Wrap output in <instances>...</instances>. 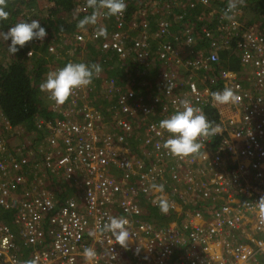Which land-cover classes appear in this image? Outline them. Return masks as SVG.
<instances>
[{"label": "built area", "instance_id": "1", "mask_svg": "<svg viewBox=\"0 0 264 264\" xmlns=\"http://www.w3.org/2000/svg\"><path fill=\"white\" fill-rule=\"evenodd\" d=\"M230 3L126 0L122 14L111 18L96 9L95 26L49 44L50 53L74 57L93 41L157 82L139 86L133 79L125 86L99 74L117 100L109 113L95 104L92 81L74 89L66 106H53L64 118H36V127L47 131L36 152L0 137V207L14 213L12 225L0 218V264H264V220L256 204L264 196V29H243L245 8L229 9ZM198 6L204 12L193 14ZM93 11L87 0L72 6L74 17ZM101 28L106 35H98ZM225 51L239 58L240 70L223 64ZM226 86L239 101L214 105L211 93ZM183 99L209 120L214 109L220 133L200 137L199 154L179 157L163 147L171 134L159 121ZM19 127L0 108V135ZM53 180L75 187L76 195L59 197ZM154 183L165 186L168 212L178 216L168 224L144 217L149 206L159 210ZM109 216L128 220L126 247L101 231ZM18 240L31 249L28 261L14 255ZM85 247L96 250L94 259L84 257Z\"/></svg>", "mask_w": 264, "mask_h": 264}, {"label": "trees", "instance_id": "2", "mask_svg": "<svg viewBox=\"0 0 264 264\" xmlns=\"http://www.w3.org/2000/svg\"><path fill=\"white\" fill-rule=\"evenodd\" d=\"M37 1L38 0H7L9 17L7 20L0 21V32L3 34L8 31L9 27L24 21L26 12L29 10L28 8L33 7L35 9V7H37ZM46 1L51 6L49 7V19L47 23L45 22L42 24V26L46 27L48 32V35L43 41H38L34 47L31 41L27 42L26 45L20 48L14 55L8 51V45L4 48L6 43L0 45V108L4 116L14 127L24 126L28 129H32L38 116L53 118V115H56L55 111L52 109L56 103L49 99V94L47 92H42L40 90V84L46 79L47 73L51 71V66L53 64H63L65 66L71 59L69 58V54L64 52L60 53V57L58 56L59 58L53 54L51 55L48 46L53 40H56L55 37L61 30L68 31L72 36L77 29H80V27H78L79 20L84 18L83 15L71 17L72 6L77 0ZM231 3H235L236 6L244 7L245 11L248 13L247 15L254 17V19H250L245 15V26L243 29L254 25H258L260 28L264 29V0H234L231 1ZM204 9V7L198 6L193 9L192 12L193 14H200ZM62 12L70 13L69 17L63 18V16L60 15ZM68 40L69 42L71 41V39ZM7 42L10 43V41ZM89 46V43L85 44V46L79 50L84 48L87 52ZM32 47L35 50V54L32 57H28L26 53ZM62 57H65V59ZM116 57L113 56V58ZM221 58L225 66L235 70L241 69L240 60L234 53H230L229 51L222 52ZM74 60L76 62H82V60H78L76 57H74ZM101 60L103 62L102 56ZM129 67L134 70L133 73L130 72L137 80L139 86L144 82L156 84L157 80L153 76L138 74V66L135 62L130 61ZM135 87L137 88V85H135ZM96 91L98 90L94 87L92 96L94 98H96L95 96H101V98L104 99L106 107L99 106L96 99H94L95 104L103 111L106 110L107 113L112 111L117 100L111 97L107 98L102 93L98 94ZM62 105L66 106L67 103ZM207 113L212 123L218 122L219 117L214 109L209 108ZM109 117L110 115L107 116V118ZM147 212L148 214L144 215V217L148 220L155 221L159 225L166 224L176 218L175 215L163 217L161 213L153 210L152 206L147 208ZM0 218L12 224L14 213L0 207Z\"/></svg>", "mask_w": 264, "mask_h": 264}, {"label": "clouds", "instance_id": "3", "mask_svg": "<svg viewBox=\"0 0 264 264\" xmlns=\"http://www.w3.org/2000/svg\"><path fill=\"white\" fill-rule=\"evenodd\" d=\"M87 6L94 9V11L91 15L79 20L78 27L80 28H84L88 24L97 23L98 12L95 11L96 9H106L107 15L118 16L127 8L126 0H87ZM235 7V3L229 4V9H234ZM8 17L7 0H0V21L7 20ZM106 32L105 28H101L98 35H106ZM47 35V29L41 25L40 20L32 19L18 22L9 27L8 31L3 33V39L5 41L10 40L8 51L14 55L27 42L34 39L43 41ZM101 71L102 66L97 63L68 62L58 70L49 71L46 79L40 84V90L47 92L49 99L57 105H62L70 98L74 89L90 85ZM211 97L214 105L235 104L240 99L235 91L227 86L222 91L212 92ZM180 103L181 108L175 110L170 117L159 121V127L171 134L164 141L163 147L173 156L185 157L199 154L202 148L199 138L216 136L220 133V128L218 125L214 126L202 108L193 105L189 99H183ZM151 187L161 194L154 201V203H157L160 211L152 206L153 210L161 213L162 216L175 215L176 218L171 221L176 220L178 216L172 213L173 211L168 212L170 205L163 194L165 186L154 183ZM256 204L258 214L264 220V196H261ZM146 214H148L147 211H145ZM150 221L156 223L153 220ZM127 224L128 220L123 216H109L107 222L103 224L101 231L110 232L118 244L126 247L130 240V234L126 227ZM89 235L95 236L96 233L89 232ZM83 255L86 259L92 260L96 257L97 253L94 248L85 247Z\"/></svg>", "mask_w": 264, "mask_h": 264}, {"label": "rangeland", "instance_id": "4", "mask_svg": "<svg viewBox=\"0 0 264 264\" xmlns=\"http://www.w3.org/2000/svg\"><path fill=\"white\" fill-rule=\"evenodd\" d=\"M140 1H142V0H140ZM229 1V0H228ZM231 1H234V0H230L229 2H231ZM140 4V3H139ZM36 6L37 7H35V9H33V10H27V12H26V17H25V19H24V21H29V20H32V19H37V20H40V22H41V25L43 24V23H47V20L49 19V16H50V10H49V7L51 6L46 0H38L37 1V3H36ZM31 8H33V7H31ZM204 12V11H203ZM248 13L246 12V16L248 17V18H250V19H254V17L253 16H250V15H247ZM60 15H62L63 16V18H67V17H69V14L68 13H66V12H62V13H60ZM86 16H89V15H86ZM86 16H84V17H86ZM71 17H74V15H71ZM70 17V18H71ZM109 20H110V17H109ZM109 20H107V22L109 21ZM109 23V22H108ZM112 24V23H111ZM90 26H93V24H88V25H86L85 27H90ZM45 27V26H44ZM62 32V33H61ZM61 32H59L57 35H56V37H55V39L56 40H53L52 42H54V43H56L57 45H59V44H61L62 42H63V40L64 39H72V37H67V36H62V35H60V34H64V33H66V35H71V33H69L68 31H63V30H61ZM0 37H1V40L2 41H4L3 43L5 44L6 43V41L3 39V34H2V32H0ZM67 37V38H66ZM35 40V39H34ZM34 40H32L31 41V44L33 45V47H34V45L35 44H37L38 42H35ZM10 41V40H9ZM38 41H41V40H39L38 39ZM69 41V40H68ZM3 44V45H4ZM86 44H88V42L86 43ZM4 46H7V44H5ZM30 48V49H34V48ZM29 49V50H30ZM51 55L53 54V55H55V56H57V58H59L60 57V54H54V53H50ZM59 56V57H58ZM74 57H76V58H78V60H85V59H88V54H87V52L85 51V49L83 48L82 50H79L75 55H74ZM74 57H72L70 54H69V58L72 60V59H74ZM62 58H64L65 59V57H62ZM57 66H64L63 64H60V65H57V64H53L52 66H51V70H56V67ZM103 70H105V71H101V73L100 74H102L104 77H108V75L109 74H111V72L109 71V69L108 68H105V67H103ZM114 71L115 72H118V76L123 80V81H125L126 83H130L133 79H135V77H133V76H125L124 74H122L121 75V73H123L120 69H119V67L117 66L115 69H114ZM100 80L101 79H96V77L93 79V84H97V86L99 85L98 83L100 82ZM136 80V79H135ZM98 91H96V92H98V94H100V93H102L101 91H100V87L98 86V87H95ZM96 98H94V99H96V102H97V104L99 105V106H101V107H106V105H105V102H104V99L103 98H101V96H95ZM99 101V102H98ZM4 140H6L7 141V143H13V142H16V143H18L19 142V138L18 137H16V136H11V135H8L7 133L6 134H4V138H3ZM135 144H138V140L135 142Z\"/></svg>", "mask_w": 264, "mask_h": 264}, {"label": "bare ground", "instance_id": "5", "mask_svg": "<svg viewBox=\"0 0 264 264\" xmlns=\"http://www.w3.org/2000/svg\"><path fill=\"white\" fill-rule=\"evenodd\" d=\"M117 58L120 59L119 57H117ZM112 60H113V57L110 58V57H107V56L103 55V62L104 63H108V62H110ZM130 61H132V60H130ZM181 74H182V76L185 75V73H181ZM109 77L110 78L111 77L115 78L118 81V83L122 82L124 85L126 84L125 86H128V84H129V83L124 82L122 79L118 80V77H116L114 75H110V76H108V78ZM106 78H104V80H100V82L98 83L99 84L98 86L100 87V91L102 90L101 91L102 94L104 96H106L107 98L111 97V98L115 99L108 92V88H107L106 80H105ZM93 85H95V87H98L97 84H93ZM52 109L55 111L56 115H53V118H47V119L55 120V119H59V118H64V115H63L62 112H59V111L55 110L54 108H52ZM6 133L8 135L16 136L18 138L21 137V136H25V139H24L25 142L22 143V145L25 144V146L27 148L32 149L35 152L37 151V147H39L41 142L42 141H46V139H47V131L44 128L43 129H38L36 127L35 123H34V127L32 129H28V128L24 127V126H20L19 129L15 130V131L4 132L3 134H6ZM133 152L141 155L140 151L137 148H133ZM146 161H148V160H146ZM164 177H165V178H163L164 180H166L167 182L170 181V175L168 173L165 174ZM54 181H56V180H54ZM56 183H58V184H66V183L61 182V181L60 182L56 181ZM57 187H58V185H54V187H51V188H53L56 191V193L58 194V196L61 197V198L74 197L76 195V193H77L76 192L77 190L75 189V187H68L69 190H70V193H67V194H65V192H63V193L59 192L57 190ZM23 190H25V189H23ZM185 208L190 209V210L193 209L192 206H187V207L185 206ZM18 243L20 245V250L18 252L15 251L14 255L16 257H18L20 255L23 260H27L28 261L29 258H30L31 249L23 246L21 240H18Z\"/></svg>", "mask_w": 264, "mask_h": 264}, {"label": "crops", "instance_id": "6", "mask_svg": "<svg viewBox=\"0 0 264 264\" xmlns=\"http://www.w3.org/2000/svg\"><path fill=\"white\" fill-rule=\"evenodd\" d=\"M220 3H222V0H220ZM111 18H113V16H110ZM111 20H109L108 22L109 23H111L110 22ZM97 23H98V18H97ZM96 23V24H97ZM96 24H93V26H95ZM80 29H84V28H80ZM67 37L69 36V35H66ZM4 41H2L1 40V37H0V45L1 44H4L3 43ZM89 43V48L87 49V54H88V59H85V60H82V62H88V63H97V64H99V65H101L102 66V71H105V70H103V67H105V68H108L109 69V71L111 72V74H109L108 76H110V75H114V76H116V77H118V80H120L121 78L118 76V72H115L114 71V69L118 66L119 67V69L124 73V75L125 76H133L132 75V73L134 72V70L132 69V68H130L129 67V62H130V60L129 61H122V60H120V59H118L116 56V58H113V60L112 61H110V62H108V63H104V62H102V60H101V56L103 57V55H105V54H103V52L99 49V46H98V44H96L95 42H93V41H89L88 42ZM6 44L8 45L9 44V42H7L6 41ZM4 48H6V46L4 47ZM105 56H107V57H110V58H112L114 55L112 54V53H108V55H105ZM131 62H134V61H131ZM110 64V65H109ZM132 73H131V72ZM123 73H121V75L123 74ZM125 82V81H124ZM130 84V83H129ZM126 85V84H125ZM102 91V90H101ZM0 137L1 138H4V134L3 133H1V135H0ZM19 142L18 143H20V144H22V143H24L25 141H24V139H25V136H21V137H19ZM29 179H32V176L31 175H29ZM54 185H58V187H64V188H66V184H58V183H56V181H51V187H54ZM58 187H57V190H58ZM67 190L66 191H64L65 192V194H67V193H70V190H69V188H66ZM59 191V190H58ZM163 217H165L164 215H163Z\"/></svg>", "mask_w": 264, "mask_h": 264}]
</instances>
